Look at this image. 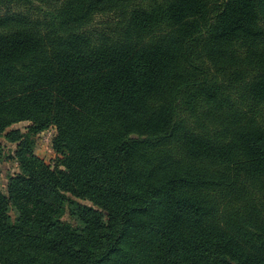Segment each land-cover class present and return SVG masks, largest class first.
I'll return each mask as SVG.
<instances>
[{"label":"trees","instance_id":"16d2710c","mask_svg":"<svg viewBox=\"0 0 264 264\" xmlns=\"http://www.w3.org/2000/svg\"><path fill=\"white\" fill-rule=\"evenodd\" d=\"M0 135V264H264V0H0Z\"/></svg>","mask_w":264,"mask_h":264},{"label":"rangeland","instance_id":"374dc122","mask_svg":"<svg viewBox=\"0 0 264 264\" xmlns=\"http://www.w3.org/2000/svg\"><path fill=\"white\" fill-rule=\"evenodd\" d=\"M113 15H101L98 16L96 22H94L93 28L103 29L107 27V22L114 20ZM31 124L29 121H22L14 124L10 129H20L22 132H27V126ZM6 133V132H5ZM57 133L56 127L50 126L47 129L32 136L34 153L43 159L47 164L54 165L58 157V153L53 147V139ZM0 140L4 144V154L0 158V187L3 191H8V183L11 176L20 172V165L18 159L15 157V151L17 149V142H11L5 138L4 135H0ZM82 203L91 205L87 200H81ZM13 214H17L16 210H12ZM71 207L68 204L67 211L63 215V219L71 221L73 223L79 222L76 215L72 214Z\"/></svg>","mask_w":264,"mask_h":264}]
</instances>
